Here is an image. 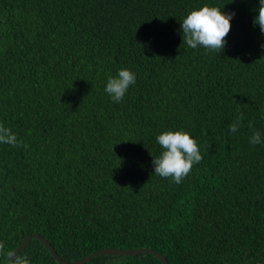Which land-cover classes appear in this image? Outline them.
<instances>
[{
  "label": "trees",
  "instance_id": "obj_1",
  "mask_svg": "<svg viewBox=\"0 0 264 264\" xmlns=\"http://www.w3.org/2000/svg\"><path fill=\"white\" fill-rule=\"evenodd\" d=\"M235 13L223 52L191 49L180 23ZM258 0H0V242L39 234L70 262L151 249L168 264H264V35ZM135 73L120 103L105 92ZM243 114L238 132L228 125ZM249 123L252 128H249ZM203 156L182 183L154 174L156 136ZM19 256L58 264L32 239ZM0 264L9 260L0 256ZM87 264H161L149 254Z\"/></svg>",
  "mask_w": 264,
  "mask_h": 264
},
{
  "label": "clouds",
  "instance_id": "obj_2",
  "mask_svg": "<svg viewBox=\"0 0 264 264\" xmlns=\"http://www.w3.org/2000/svg\"><path fill=\"white\" fill-rule=\"evenodd\" d=\"M258 13L253 18V26L259 27L264 35V0H258ZM235 13H224L221 8L203 6L191 11L180 23L182 42L191 49L204 48L210 52H223L227 40L225 37L231 30V21ZM264 48V45L261 46ZM136 83V75L128 69H121L115 77H109L105 92L113 103H120L130 86ZM243 114L228 125L229 133L239 130ZM253 126L249 123V128ZM157 143L163 149L158 158L152 160L154 174L161 178H171L172 182L179 185L190 174L194 165L203 160L197 142L186 132L167 131L156 136ZM0 143L11 147L24 146L23 142L12 132L11 128L0 124ZM249 143L253 146L264 143L262 134L253 131ZM5 245L0 242V256L10 261V264H30L27 257L4 252Z\"/></svg>",
  "mask_w": 264,
  "mask_h": 264
},
{
  "label": "water",
  "instance_id": "obj_3",
  "mask_svg": "<svg viewBox=\"0 0 264 264\" xmlns=\"http://www.w3.org/2000/svg\"><path fill=\"white\" fill-rule=\"evenodd\" d=\"M32 239H37L50 253V255L54 258V260L58 264H87L90 261H92L95 257L98 256H112V257H127V256H136L138 254H149L158 259V261L161 264H168L167 260L159 253L151 250V249H101L99 251H96L92 253L91 255L81 258L78 260L70 261L67 262L63 260L60 256L57 255L53 247L50 245V243L44 239L42 236L39 234H33V235H28L26 236L21 243L16 247V249L12 252V254L18 255L22 250H24L30 241ZM10 264V261H9Z\"/></svg>",
  "mask_w": 264,
  "mask_h": 264
}]
</instances>
